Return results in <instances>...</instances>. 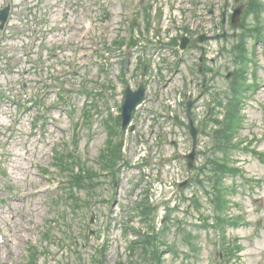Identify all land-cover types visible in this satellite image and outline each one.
<instances>
[{
	"label": "rangeland",
	"instance_id": "374dc122",
	"mask_svg": "<svg viewBox=\"0 0 264 264\" xmlns=\"http://www.w3.org/2000/svg\"><path fill=\"white\" fill-rule=\"evenodd\" d=\"M223 5L224 0H0V9L10 7L0 30V264H137L140 251H132L131 243L138 231L151 233L153 226L164 230L161 264H264V38L246 44L251 58L245 77L255 87L243 97L239 146L229 155L241 172L224 180L223 231L212 228V219L203 225L212 208L200 185L178 189L188 169L183 154L170 146L176 130L161 120L175 109L182 118L185 102L194 100L193 112L205 116V123L211 101L226 95L238 30L229 26L233 0L221 25ZM186 29L191 40L226 33L204 43L212 73L202 67L197 72L199 50L172 46ZM129 39L136 44L117 46ZM144 60L142 75L138 65ZM140 81L145 102L134 130L123 136L121 169L113 178L97 159L107 140H121L106 127L120 114L124 87L136 89ZM167 98L174 102L170 110ZM87 102V123H81ZM180 133L189 150L188 137ZM161 134L165 139L158 144ZM62 156L63 164L74 161L73 173L86 168L97 176L85 189L71 187L58 165ZM203 161L196 157V167ZM195 191L199 210L183 200ZM145 198L153 209L143 222L136 204ZM224 247L240 250L227 257Z\"/></svg>",
	"mask_w": 264,
	"mask_h": 264
},
{
	"label": "trees",
	"instance_id": "16d2710c",
	"mask_svg": "<svg viewBox=\"0 0 264 264\" xmlns=\"http://www.w3.org/2000/svg\"><path fill=\"white\" fill-rule=\"evenodd\" d=\"M264 12V3L262 0H247L246 10L242 16L241 22L238 25V32L235 35V43L230 50L232 56V64L235 66L233 78L230 80L229 87L226 95L223 98L217 96L216 104L223 107L224 118L219 121L215 119L217 128L212 130V143L211 147L203 154L204 162L196 169L193 175V181L195 184L201 186L204 189V196L207 199L208 204L212 208L214 226L213 228H219L222 231L225 229L226 219L223 213L227 206L228 189L224 185V179L227 177H233L240 171L237 167L231 164L229 158L230 153L238 148L239 143L234 142L237 131L242 126V118L240 115V104L243 98V93L249 90L251 85H247L246 74L248 70V64L250 60V50L247 49V40L252 39L254 42L262 41L264 38V23L262 21V13ZM251 18V19H250ZM255 86V85H254ZM214 109V107H213ZM120 116L116 117L114 126H107L109 128L110 137L119 135ZM119 142H115L113 138L107 141L106 147L98 156V163L100 170L107 172L113 178L120 169L119 157H118ZM70 155V154H69ZM69 155H67L68 158ZM58 160V165L61 170L67 171L71 180V187H78L79 189H85L86 184L90 185L93 177L97 176L95 171L89 172L81 167L83 173H73L70 168H74V161H71L69 165L63 164L62 160ZM90 173H94L90 175ZM100 174V173H99ZM100 176V175H98ZM194 207L199 210L198 200L194 198ZM147 200L142 203H138V207L143 211V215L148 218V211L150 205L147 204ZM210 217L204 218V226ZM231 225V223H229ZM166 228V227H165ZM164 230L155 232L154 226L151 227V233H142L136 241L131 243V250L139 249L140 264H161V250L160 246L164 245L163 238ZM190 237V235H188ZM187 237V238H188ZM188 242L190 239H186ZM172 248V247H169ZM234 252L224 247V254L227 257L234 255L235 251H239V247H234ZM137 259V260H138ZM151 259V261H148ZM135 260V262H137Z\"/></svg>",
	"mask_w": 264,
	"mask_h": 264
},
{
	"label": "water",
	"instance_id": "95a60500",
	"mask_svg": "<svg viewBox=\"0 0 264 264\" xmlns=\"http://www.w3.org/2000/svg\"><path fill=\"white\" fill-rule=\"evenodd\" d=\"M235 3H237L238 5L235 7V9L233 10V13L230 16V20H231V26H236L238 24V22L240 21V17L242 15V13L244 12L245 9V4H239L240 0H233ZM228 0H225V5L224 7L227 6ZM7 14H8V6L4 9H2L0 11V22L1 25L0 27H3L4 22L6 21L7 18ZM224 15L225 12H223V22H224ZM225 34L223 33L222 35H219L217 37H223ZM207 39V37L205 36H199L197 37L193 43H191V47L193 48H199L202 50V47L198 46L197 43H202L203 41H205ZM189 42V39L187 37H182L180 39V44H179V48L180 50H183L187 44ZM199 60H202V55L199 57ZM127 64H125L126 67ZM144 97V86L143 83H140L138 88L136 90H132L130 87H126L124 90V94H123V101H122V106H121V132L122 134H124L127 126L129 125L132 116L134 114V111L137 107V105H139L141 103V101L143 100ZM192 106V101H188L187 102V123H184L183 121H178L181 125H183L186 129L189 130L191 136H192V150L191 152L187 155L186 159H187V164L188 167L191 168L194 158H195V145H196V135H197V129L194 128L193 123H192V119H191V112H190V108ZM133 129V127L131 126V130ZM121 145H122V141H121ZM185 183L181 184L180 186H184Z\"/></svg>",
	"mask_w": 264,
	"mask_h": 264
}]
</instances>
